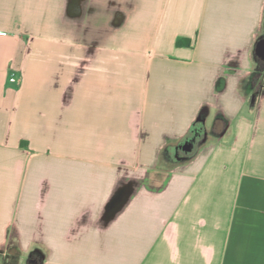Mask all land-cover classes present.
<instances>
[{
	"label": "crops",
	"instance_id": "0c3cea01",
	"mask_svg": "<svg viewBox=\"0 0 264 264\" xmlns=\"http://www.w3.org/2000/svg\"><path fill=\"white\" fill-rule=\"evenodd\" d=\"M263 38L264 0H0V254L264 264Z\"/></svg>",
	"mask_w": 264,
	"mask_h": 264
},
{
	"label": "trees",
	"instance_id": "16d2710c",
	"mask_svg": "<svg viewBox=\"0 0 264 264\" xmlns=\"http://www.w3.org/2000/svg\"><path fill=\"white\" fill-rule=\"evenodd\" d=\"M182 43L183 42L180 41L178 42L179 45H181ZM257 60L259 63V68L251 79L249 94L247 96L245 110L243 111V113L248 115L250 118L254 116L257 100L261 94L262 89L264 88V60L260 59L259 57H257ZM206 114L207 110L203 109L197 121L192 125L189 135L183 140V142L192 141L193 143H196V141H199L203 138L205 134L204 120ZM228 128L229 121L223 115H218L212 126V135L215 138L224 137L225 135L229 134L230 129ZM183 155L187 156L188 158L190 157V155L186 153H183ZM160 164L161 166L176 164L173 158H171L168 149H165L161 153ZM13 251L15 252L16 259H18L19 251L16 248H13ZM27 264H42V257L36 253H33L28 257Z\"/></svg>",
	"mask_w": 264,
	"mask_h": 264
},
{
	"label": "rangeland",
	"instance_id": "374dc122",
	"mask_svg": "<svg viewBox=\"0 0 264 264\" xmlns=\"http://www.w3.org/2000/svg\"><path fill=\"white\" fill-rule=\"evenodd\" d=\"M264 73V72H263ZM174 157H178L176 159H183V153L180 150L176 151V155ZM175 159V158H173ZM22 260L21 255L19 254L18 259H16L15 252L13 251V240L9 241V246L4 249V251L0 254V264H20Z\"/></svg>",
	"mask_w": 264,
	"mask_h": 264
},
{
	"label": "water",
	"instance_id": "95a60500",
	"mask_svg": "<svg viewBox=\"0 0 264 264\" xmlns=\"http://www.w3.org/2000/svg\"><path fill=\"white\" fill-rule=\"evenodd\" d=\"M256 56L264 60V38L257 43ZM180 150L183 153L192 154L195 151V145L192 141H186L181 145Z\"/></svg>",
	"mask_w": 264,
	"mask_h": 264
},
{
	"label": "built area",
	"instance_id": "2783aa9c",
	"mask_svg": "<svg viewBox=\"0 0 264 264\" xmlns=\"http://www.w3.org/2000/svg\"><path fill=\"white\" fill-rule=\"evenodd\" d=\"M10 82H12V83H14V84H16V85H20L21 82H22V80H21L20 78L16 77V76H12V77L10 78Z\"/></svg>",
	"mask_w": 264,
	"mask_h": 264
},
{
	"label": "flooded vegetation",
	"instance_id": "af4514ba",
	"mask_svg": "<svg viewBox=\"0 0 264 264\" xmlns=\"http://www.w3.org/2000/svg\"><path fill=\"white\" fill-rule=\"evenodd\" d=\"M193 144H195V142Z\"/></svg>",
	"mask_w": 264,
	"mask_h": 264
}]
</instances>
